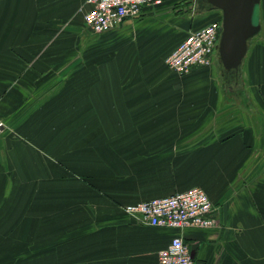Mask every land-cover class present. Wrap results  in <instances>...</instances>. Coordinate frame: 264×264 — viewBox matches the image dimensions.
Masks as SVG:
<instances>
[{
	"label": "crops",
	"instance_id": "obj_1",
	"mask_svg": "<svg viewBox=\"0 0 264 264\" xmlns=\"http://www.w3.org/2000/svg\"><path fill=\"white\" fill-rule=\"evenodd\" d=\"M198 1L159 0L94 33L85 0H0V246L48 248L24 264H157L174 236L195 264H264V0L243 82L167 66ZM192 187L213 226L124 210Z\"/></svg>",
	"mask_w": 264,
	"mask_h": 264
},
{
	"label": "built area",
	"instance_id": "obj_2",
	"mask_svg": "<svg viewBox=\"0 0 264 264\" xmlns=\"http://www.w3.org/2000/svg\"><path fill=\"white\" fill-rule=\"evenodd\" d=\"M159 0H85L84 25L94 33H102L120 25L126 18L139 15L141 9ZM221 21H211L191 29L166 56L167 66L179 76L197 66H209L218 55L217 44ZM3 122L0 119V132ZM142 223L168 228H208L215 223L214 204L199 187L153 198L124 207ZM157 264H195L188 244L174 236L158 252Z\"/></svg>",
	"mask_w": 264,
	"mask_h": 264
},
{
	"label": "water",
	"instance_id": "obj_3",
	"mask_svg": "<svg viewBox=\"0 0 264 264\" xmlns=\"http://www.w3.org/2000/svg\"><path fill=\"white\" fill-rule=\"evenodd\" d=\"M221 12L217 53L226 72L234 73L247 52L248 41L259 31L260 0H202Z\"/></svg>",
	"mask_w": 264,
	"mask_h": 264
},
{
	"label": "rangeland",
	"instance_id": "obj_4",
	"mask_svg": "<svg viewBox=\"0 0 264 264\" xmlns=\"http://www.w3.org/2000/svg\"><path fill=\"white\" fill-rule=\"evenodd\" d=\"M198 5H199V7H198L199 11H200V13L197 15V19L199 20L198 24H202L203 22L206 21V20H204V15L202 14V12H204L203 9H204V7H206V5L204 3L203 4L198 3ZM217 12L220 14L219 11H217ZM212 64L217 66L220 73L221 72L224 73V69L220 63L218 56H216V58L214 59ZM236 72H237V74H235L234 78L238 82H243L244 77H243L242 65L239 66V68L236 70ZM242 94H244V93H242ZM236 106L237 107L239 106L241 109L246 110L247 112H250V113L253 111L252 104L245 97H243L241 102L236 103ZM10 240H14V238L4 239V241L2 242V245L0 246V259L1 260L3 258L7 259V262L2 261V263H0V264H24L23 263L24 260L29 258L27 256L37 255V254H46L47 250H48L47 247L40 246V245L34 246V247H23V246L18 245V243H16V242H15V244H13V242ZM46 263H41V264H46Z\"/></svg>",
	"mask_w": 264,
	"mask_h": 264
},
{
	"label": "trees",
	"instance_id": "obj_5",
	"mask_svg": "<svg viewBox=\"0 0 264 264\" xmlns=\"http://www.w3.org/2000/svg\"><path fill=\"white\" fill-rule=\"evenodd\" d=\"M199 3H201V4H205L206 5V7H204V9H203V11L205 12V11H219L220 12V10H218V9H210V6H209V4H207L205 1H202V0H199L198 1ZM199 7V6H198ZM199 9V8H198ZM211 21H221V12H220V14L217 12V15H214L213 17H211V18H209V19H207L205 22H203L202 24H198V25H196V26H194L192 29H194V28H199V27H201V26H203V25H206L207 23H209V22H211ZM224 73H226L227 75L228 74H230L231 72H226L225 70H224Z\"/></svg>",
	"mask_w": 264,
	"mask_h": 264
}]
</instances>
